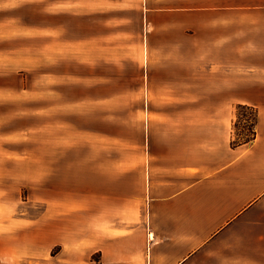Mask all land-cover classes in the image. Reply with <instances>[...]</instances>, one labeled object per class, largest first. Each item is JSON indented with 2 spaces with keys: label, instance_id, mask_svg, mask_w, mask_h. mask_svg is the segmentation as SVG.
<instances>
[{
  "label": "crops",
  "instance_id": "crops-1",
  "mask_svg": "<svg viewBox=\"0 0 264 264\" xmlns=\"http://www.w3.org/2000/svg\"><path fill=\"white\" fill-rule=\"evenodd\" d=\"M82 19L34 27L35 81L29 39L0 40V116L36 100L38 148L85 181L68 204L43 199L31 249L0 235V264H264V0H85ZM131 65L144 71L130 138L108 113L110 69ZM236 104L257 109L256 137L231 147ZM56 208L62 235L45 226ZM63 238L68 259L50 253Z\"/></svg>",
  "mask_w": 264,
  "mask_h": 264
},
{
  "label": "rangeland",
  "instance_id": "rangeland-1",
  "mask_svg": "<svg viewBox=\"0 0 264 264\" xmlns=\"http://www.w3.org/2000/svg\"><path fill=\"white\" fill-rule=\"evenodd\" d=\"M84 7L85 0H0V40L15 39L21 34L23 39H29L27 51L24 49V41L10 42L13 57L22 46L23 56L24 53L28 55L31 81H35L36 77L39 44L34 27L39 22L52 23L55 19L57 24L62 22L66 27L83 29V19L77 25L74 17H82ZM143 71L144 69L132 65L124 69H110L112 82L109 84V129L116 132L124 127L129 131L127 135L130 138L134 113L139 106L136 97ZM93 88L94 91L100 90L96 89V85ZM12 111V116H0V126L6 125L7 128L0 127V235H10L13 244L31 249L38 240V219L44 210V201L55 205L62 199L68 204L70 193L83 188L85 181L83 178H75V172L80 170L78 165L66 162L54 164L49 158L53 149L38 148L36 100L18 102L14 104ZM51 117V114L46 115L47 123L51 122ZM100 117V110L94 103L92 127L100 126ZM11 130L12 135L9 136ZM114 148L115 146L112 149ZM43 153L45 162L44 159L40 161ZM68 215V211L56 208L55 221L46 223V228L55 229L62 235L68 230ZM81 231L76 247L77 254L83 257L79 253L84 244L83 229ZM62 240L65 245H54L50 253L64 255L63 258L68 259V238ZM89 246L91 249L90 243ZM90 259L98 260L99 254L91 255Z\"/></svg>",
  "mask_w": 264,
  "mask_h": 264
},
{
  "label": "trees",
  "instance_id": "trees-1",
  "mask_svg": "<svg viewBox=\"0 0 264 264\" xmlns=\"http://www.w3.org/2000/svg\"><path fill=\"white\" fill-rule=\"evenodd\" d=\"M231 147L248 144L256 137L257 109L253 106L236 104L233 106Z\"/></svg>",
  "mask_w": 264,
  "mask_h": 264
}]
</instances>
